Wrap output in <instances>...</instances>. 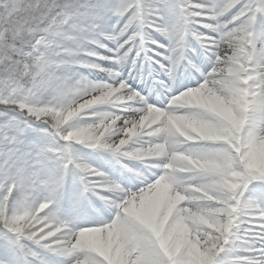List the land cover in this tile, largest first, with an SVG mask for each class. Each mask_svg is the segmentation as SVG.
<instances>
[{"label": "snow or ice", "instance_id": "obj_1", "mask_svg": "<svg viewBox=\"0 0 264 264\" xmlns=\"http://www.w3.org/2000/svg\"><path fill=\"white\" fill-rule=\"evenodd\" d=\"M0 264H264V0H0Z\"/></svg>", "mask_w": 264, "mask_h": 264}]
</instances>
